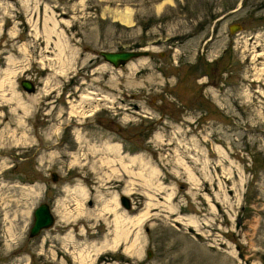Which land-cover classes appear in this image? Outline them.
Wrapping results in <instances>:
<instances>
[{
    "label": "rangeland",
    "instance_id": "374dc122",
    "mask_svg": "<svg viewBox=\"0 0 264 264\" xmlns=\"http://www.w3.org/2000/svg\"><path fill=\"white\" fill-rule=\"evenodd\" d=\"M126 50L150 54L100 55ZM115 197L145 216L135 253L96 251L112 239L96 215L60 220ZM43 202L55 225L30 238ZM82 250L88 264H264V0H0V264Z\"/></svg>",
    "mask_w": 264,
    "mask_h": 264
},
{
    "label": "bare ground",
    "instance_id": "6f19581e",
    "mask_svg": "<svg viewBox=\"0 0 264 264\" xmlns=\"http://www.w3.org/2000/svg\"><path fill=\"white\" fill-rule=\"evenodd\" d=\"M13 93H14L13 95L14 97L12 99L15 100L17 103H19L21 107H23L24 106L23 103H25L23 102V98L20 95H17V93L15 92ZM84 99L88 100L91 98L85 95L83 96V100ZM108 147L113 149V146H108ZM114 149H118V147L114 146ZM92 150L95 151V149H92ZM136 161H139V160L136 159ZM99 162L100 164L104 166H109V168H112L111 170L113 171L118 170V168L115 166V160L113 159L101 158ZM119 162H120L119 170H122L123 173H132V168L129 165L125 164L122 159H119ZM78 192L80 194H85L86 190L79 189ZM115 201L116 202L114 203V205L109 204L107 201L103 202L102 208L100 210H97V212H94V210H88L87 209L88 207H86L85 204H81V203H79V205L76 207L75 210L69 211L68 213L65 212L64 209L63 210L60 209L58 210L60 214V220L62 222L69 223L67 219L71 218L72 216H77L78 220H83L84 222L85 221L88 222L87 221L88 219L91 220L93 219V216L96 215V219L100 218L108 224L107 234L112 236V239L109 238L107 235L105 236L103 246L101 247L94 246L96 251L101 250L102 247H107L108 249L114 250L116 249V247L120 246L121 243H123L126 240L127 242L131 241L129 249L131 253H135L138 249L136 242L139 239V235H140L138 230L145 216H139L137 218H130L127 216L125 212H121L120 210L121 208L119 207L118 200L116 197H115ZM90 204L92 203L90 202ZM65 229H66L65 233L62 236L63 242L67 243L69 241H73L75 237L73 229H70L68 225H65ZM135 229L137 231L134 235L135 240L133 241L132 236L134 234L133 230ZM79 234H81V231H79ZM75 258H77V261L79 264H88V262H92L91 260H93L90 254L85 253V250L80 251L79 255ZM97 258H99V256L95 258V261Z\"/></svg>",
    "mask_w": 264,
    "mask_h": 264
},
{
    "label": "water",
    "instance_id": "95a60500",
    "mask_svg": "<svg viewBox=\"0 0 264 264\" xmlns=\"http://www.w3.org/2000/svg\"><path fill=\"white\" fill-rule=\"evenodd\" d=\"M231 33H237L242 29L241 24H232L230 26ZM149 53L147 51H139V50H128V51H101L100 55L104 58V60L114 67L125 66L129 61L135 58H139L142 56H147ZM22 87L28 91H35V85L32 81L28 79H24L21 82ZM57 174L53 173V181L57 180ZM121 202L126 208L131 207L130 200L126 196L121 197ZM35 221L31 228V237L37 236L41 230L50 228L55 223V217L51 212V208L48 203L41 204L34 213ZM151 255V253H150Z\"/></svg>",
    "mask_w": 264,
    "mask_h": 264
}]
</instances>
